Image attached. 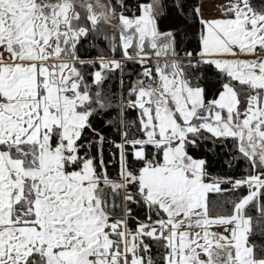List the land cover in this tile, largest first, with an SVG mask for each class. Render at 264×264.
<instances>
[{"label":"snow or ice","instance_id":"1","mask_svg":"<svg viewBox=\"0 0 264 264\" xmlns=\"http://www.w3.org/2000/svg\"><path fill=\"white\" fill-rule=\"evenodd\" d=\"M0 264H264V0H0Z\"/></svg>","mask_w":264,"mask_h":264},{"label":"rangeland","instance_id":"2","mask_svg":"<svg viewBox=\"0 0 264 264\" xmlns=\"http://www.w3.org/2000/svg\"><path fill=\"white\" fill-rule=\"evenodd\" d=\"M217 2H220V0H217ZM212 8H213V5H212L211 2H209V3H207V4L205 5V10H206V11L212 10ZM207 18H210V17H207Z\"/></svg>","mask_w":264,"mask_h":264},{"label":"trees","instance_id":"3","mask_svg":"<svg viewBox=\"0 0 264 264\" xmlns=\"http://www.w3.org/2000/svg\"><path fill=\"white\" fill-rule=\"evenodd\" d=\"M209 11H211V10H209ZM111 172H115V168H113V167H110V169H109Z\"/></svg>","mask_w":264,"mask_h":264}]
</instances>
